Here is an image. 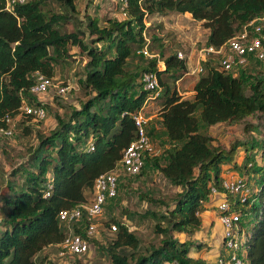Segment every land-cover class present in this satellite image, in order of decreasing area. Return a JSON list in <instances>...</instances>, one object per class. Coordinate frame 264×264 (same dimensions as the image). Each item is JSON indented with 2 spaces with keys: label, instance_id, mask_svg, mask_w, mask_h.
<instances>
[{
  "label": "trees",
  "instance_id": "obj_1",
  "mask_svg": "<svg viewBox=\"0 0 264 264\" xmlns=\"http://www.w3.org/2000/svg\"><path fill=\"white\" fill-rule=\"evenodd\" d=\"M42 1L26 0L6 10L0 0V127L5 126V115L15 116L21 96L30 94L34 73L50 77L53 63L68 54L69 45L85 53L79 82L88 96L78 107H71L66 118L54 114L55 126L46 134L37 133L28 158L32 169L24 171L19 185L8 182V192L0 194V264H38L35 259L42 249H58L66 225L57 212L86 203L85 191H91L94 178L117 165L123 148L136 135L132 113L146 94L136 88L142 71H153L160 86L158 119L168 148L160 156L146 154L139 172L153 165L178 190L167 210L151 212L153 229L160 235L157 243L142 244L124 222L111 218L114 235L97 246L104 250L107 264H202L200 258L189 255V248L199 242L193 243L191 235L200 228L199 214L211 196L210 186L222 190L221 165L232 160L235 146L223 149L213 144L209 134L199 131V121L210 125L237 121L254 112L264 116V68L250 76L238 65V74L233 75L232 70L202 61L192 96L185 98L165 79L173 82L178 77L186 67L185 58L169 53L161 59L160 68L155 58L148 57L139 70L137 66L128 69L126 62L135 53L143 56L139 49L147 39L144 18L148 14L189 12L208 28L204 44L218 46L249 19L264 14V0H126L123 16L108 18L104 25L87 17L89 41L83 40L82 30L61 29L60 20L75 11L74 0H56L66 15L45 12ZM150 37V41L158 40ZM251 59L248 56L247 61ZM89 143L92 149L87 148ZM244 149L243 165L253 163L255 146L248 144ZM47 181L49 194L43 196ZM257 181L255 192L241 208L242 218L250 219L248 228L243 227L248 237L245 264H264V172ZM84 223L81 218L70 225L83 233ZM179 233L187 237L178 239L175 234ZM86 238L94 241L91 235ZM71 264L83 263L75 258Z\"/></svg>",
  "mask_w": 264,
  "mask_h": 264
},
{
  "label": "rangeland",
  "instance_id": "obj_2",
  "mask_svg": "<svg viewBox=\"0 0 264 264\" xmlns=\"http://www.w3.org/2000/svg\"><path fill=\"white\" fill-rule=\"evenodd\" d=\"M74 5L75 11L72 12L71 17L65 21L60 20L61 29L82 30V38L85 41H89L91 38L85 27L88 16L94 17L99 25H104L108 18H120L124 14L118 0H74ZM40 6L47 13L62 12L65 14L67 12L64 6L56 0H43ZM144 24V35L149 42L147 50L151 54L150 58L156 59L157 67L163 66L161 59L169 53L180 51L185 56V69L173 82L167 76L165 79L172 83L177 92L189 91L192 87L193 76H198L201 73L193 71V67L197 62L199 49L204 45L208 28L201 21L192 18L190 13L185 12L151 13L144 18ZM151 34L158 37V40L150 41ZM99 44L100 42L94 43L98 46ZM148 57L135 53L127 59L126 67L133 70L137 66V70H139L141 64L145 63V59ZM252 58L242 66V70L249 73L250 76L264 68L263 59ZM85 59L83 51H80L76 45H69L68 54L53 63L48 88L43 92L24 96L26 101H37L43 104L46 112L44 117L32 119L23 113L15 114L8 122L11 134L5 135L0 131V194L8 192L6 185L8 182L19 185L23 180L24 171L32 169L28 158L37 142V133L46 134L55 126L54 114L66 118L71 107H78L80 101L87 98L86 90L79 82L84 74ZM215 60V56H210L208 62L216 65ZM237 71L238 69L234 67L232 74H236ZM139 76L136 79L139 86L136 88H141ZM59 86H66V88L63 92H58ZM181 95L190 98L192 93H182ZM161 99L157 94L154 98L147 100L145 103L147 107L144 108L146 110L143 109L144 116L147 117L146 130L150 131L155 156H160L168 148V142L158 119ZM196 116L198 118L197 112ZM199 131L209 134L212 143L218 144L223 149L234 144L235 152L232 160L222 163L224 166L221 165L220 178L229 176L231 171V175H243L250 189L248 197H251V194L255 192L258 177L264 172V116L259 112H254L237 121L217 122L210 125H204L199 121ZM248 144L255 146L252 153L253 163L249 161L243 165L244 148ZM162 161L163 159H161V163ZM253 166L260 169L254 172ZM234 170L237 174L234 173ZM177 190L178 187L170 183L153 165H147L143 171L135 175H128L120 171L115 195L106 200L100 214L95 219V229L91 234L94 241L89 240L88 250L78 256L68 253L59 255L57 248L47 246L38 253L35 259L36 263L71 264L75 258H79L83 264H107L104 248L103 251H100L99 246L104 245L114 235V230L109 228V224L112 223L111 218L124 222L128 229L139 237L142 244L157 243L160 235L153 229L155 218L151 212L158 213L167 210L172 205L171 197ZM85 196L88 200L91 197V191H85ZM148 197H150V201L146 199ZM221 197V190L211 194L210 198L213 199V202L207 208L204 207L207 212L199 214L200 228L191 235L193 243L199 241L196 246H191V251L194 254L202 253L203 260L211 258V254L206 253L209 248L206 243L211 240L212 232L215 230L219 234L222 230V225L216 220L213 221L212 226L209 224L210 217L217 215L216 206ZM227 198L230 200L232 197L228 194ZM240 208H242V204L239 202L232 205V209L239 210ZM249 220L245 216L242 218L241 225L244 229L248 228ZM70 227L73 228V226ZM64 229L67 231L65 226ZM175 236L178 239L187 237L183 233L175 234ZM42 255L44 256L41 257ZM204 256H209V258L206 259Z\"/></svg>",
  "mask_w": 264,
  "mask_h": 264
},
{
  "label": "built area",
  "instance_id": "obj_3",
  "mask_svg": "<svg viewBox=\"0 0 264 264\" xmlns=\"http://www.w3.org/2000/svg\"><path fill=\"white\" fill-rule=\"evenodd\" d=\"M26 0H4L3 8L11 10L13 5L23 3ZM122 12L126 5V0H118ZM147 42L140 47L143 56L151 57L147 50ZM176 56L185 58L180 51ZM210 56H215L216 68L219 70H234L236 66H243L248 60V56L256 59L264 58V14L257 15L244 23L239 32L227 38L222 44L213 46L204 44L198 52L197 62L193 71H202V61L209 60ZM188 72V71H187ZM186 72V73H187ZM35 80L28 88L30 94H36L45 91L50 84V77H47L37 71L34 73ZM141 88L146 90L145 97L140 107L132 113V120L136 128L135 137L123 148L121 157L117 165L109 170L99 173L92 182L91 197L86 203L72 208H62L57 212V217L66 225L62 239L58 243V254H80L88 250L89 242L87 236H90L95 229V219L100 214L103 204L107 199L115 195L117 189V178L119 172L128 175L137 174L143 164L144 156L153 153V145L150 136L146 130L147 117L144 116L143 106L148 99H152L159 93L156 75L153 71H142L139 76ZM66 86H59L58 92H63ZM23 113L32 119H40L45 115V108L42 103H33L26 101L21 96V102L16 114ZM11 117L5 115V126L0 127V131L5 134H11L8 122ZM88 149H92L89 143ZM46 190L43 196L49 194L51 183L47 181ZM222 197L217 204V221L222 225L221 230V251L216 255L214 264H245V253L248 247V237L240 223L242 216L241 208L232 209V205L238 202L242 204L250 193L249 186L243 175H230L221 178L220 182ZM213 186H210V193H216ZM225 193L232 196L231 200ZM84 219L83 233L76 232L71 228L70 223L79 219ZM78 226V225H76ZM112 230L115 229L113 223L110 224Z\"/></svg>",
  "mask_w": 264,
  "mask_h": 264
},
{
  "label": "crops",
  "instance_id": "obj_4",
  "mask_svg": "<svg viewBox=\"0 0 264 264\" xmlns=\"http://www.w3.org/2000/svg\"><path fill=\"white\" fill-rule=\"evenodd\" d=\"M184 13V12H183ZM185 13H189V12H186L185 11ZM196 78H197V76H193V80H192V85H193V83H194V81L196 80ZM178 93L181 95L182 93H193V89H192V87H191V89L189 90V91H178ZM182 97H185V95H181ZM145 107H147L146 105H144L143 106V109L145 108ZM144 110H146V109H144ZM235 163L236 164H238L236 161H235ZM222 166H224V164H222ZM236 170H234V173H236L237 174V172H235ZM230 172V171H229ZM231 174H232V171L230 172ZM222 174H223V172H222ZM230 174V175H231ZM229 175V176H230ZM233 176V175H232ZM211 200V201H210ZM213 199L212 198H208L204 203H203V205H204V207L206 206V208L209 206V204L211 203V202H213L212 201ZM204 212H207V209H203L202 211H201V213H200V215L201 214H203ZM216 216V215H215ZM215 216H213V217H210V220H209V224H211V226H212V224H213V221H217V218L215 217ZM218 222V221H217ZM210 226V227H211ZM209 227V228H210ZM216 232V233H215ZM212 237H211V240L210 241H208L207 243H206V245L207 246H209V248H208V250H206L207 252L206 253H210L211 254V258H209V256H204L206 259H207V257L209 258V259H207V260H203V256H202V253H200V254H194V252H192L191 250H192V247H190L189 248V255H191L192 257H198V258H201L200 260L202 261V264H214V260H215V257H216V255L221 251V247H220V241H221V231H220V233L218 234L217 233V231H213L212 232ZM206 247V246H205ZM204 247V248H205ZM201 249V248H200ZM194 251V250H193ZM198 251H201V250H199L198 249ZM198 251H195V252H198Z\"/></svg>",
  "mask_w": 264,
  "mask_h": 264
}]
</instances>
